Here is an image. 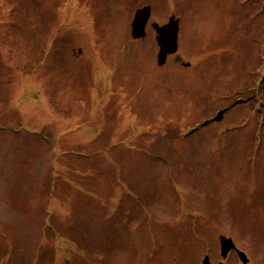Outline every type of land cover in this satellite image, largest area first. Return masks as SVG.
Masks as SVG:
<instances>
[{
    "label": "rangeland",
    "instance_id": "rangeland-1",
    "mask_svg": "<svg viewBox=\"0 0 264 264\" xmlns=\"http://www.w3.org/2000/svg\"><path fill=\"white\" fill-rule=\"evenodd\" d=\"M221 236L264 264V0H0V264H243Z\"/></svg>",
    "mask_w": 264,
    "mask_h": 264
},
{
    "label": "water",
    "instance_id": "water-1",
    "mask_svg": "<svg viewBox=\"0 0 264 264\" xmlns=\"http://www.w3.org/2000/svg\"><path fill=\"white\" fill-rule=\"evenodd\" d=\"M151 17V7L146 5L139 8L134 15L132 21L131 36L133 39H141L146 36V26ZM151 26L156 31V42L159 47L157 54V62L159 66H163L169 55L176 54L179 51V30H180V20L175 15H172L168 22L160 25L158 22H152ZM184 65L189 66L190 63H185ZM224 111H220L215 120H220ZM207 123V122H206ZM222 249L221 254L223 258H226L228 253L232 250L236 251L239 258L242 260L243 264H247L249 259L247 255L238 249L232 238H227L225 236L220 237ZM203 264H214L211 263L209 258L206 257L203 260ZM217 264H224L223 262Z\"/></svg>",
    "mask_w": 264,
    "mask_h": 264
},
{
    "label": "flooded vegetation",
    "instance_id": "flooded-vegetation-1",
    "mask_svg": "<svg viewBox=\"0 0 264 264\" xmlns=\"http://www.w3.org/2000/svg\"><path fill=\"white\" fill-rule=\"evenodd\" d=\"M144 38H146V36H145ZM144 38H141V39H144ZM135 40H139V39H135ZM79 52L81 53V50H80ZM170 56H176V60H177V61H180V58L177 57V54L169 55L168 58H169ZM183 65H184V64H183ZM220 111H223V109H221ZM220 111H218V113H219ZM225 112H226V111H224V113H223L221 119H222L223 116L225 115ZM218 113H217V114H218ZM216 116H217V115H216ZM216 116H215V117H216ZM221 119H220V120H215V118H214L213 120H214V122H217V121H221ZM207 121H208V120H207ZM208 122H209V121H208ZM210 123H213V121H211ZM235 252H236V251H235Z\"/></svg>",
    "mask_w": 264,
    "mask_h": 264
},
{
    "label": "bare ground",
    "instance_id": "bare-ground-1",
    "mask_svg": "<svg viewBox=\"0 0 264 264\" xmlns=\"http://www.w3.org/2000/svg\"><path fill=\"white\" fill-rule=\"evenodd\" d=\"M138 10V9H137ZM136 10V11H137ZM151 18V17H150ZM149 22H150V20H149ZM149 22H148V24H149ZM148 24H147V26H148ZM165 24V23H164ZM160 25H162V24H160ZM146 26V27H147ZM152 27V26H151ZM153 28V27H152ZM154 29V28H153ZM154 31H155V29H154ZM180 31V30H179ZM155 33H156V31H155ZM155 39H156V35H155ZM135 40V39H134ZM156 44H157V42H156ZM157 47H158V45H157ZM158 50H159V47H158ZM179 52V51H178ZM178 52L176 53V54H178ZM174 55V54H173ZM168 59V58H167ZM167 62V61H166ZM158 63V62H157ZM189 63V62H188ZM223 111H226V109H223Z\"/></svg>",
    "mask_w": 264,
    "mask_h": 264
}]
</instances>
